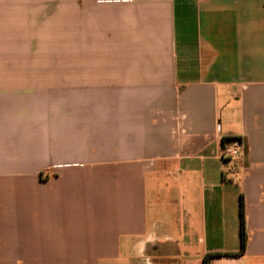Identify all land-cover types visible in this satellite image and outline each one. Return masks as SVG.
<instances>
[{"label": "crops", "instance_id": "0c3cea01", "mask_svg": "<svg viewBox=\"0 0 264 264\" xmlns=\"http://www.w3.org/2000/svg\"><path fill=\"white\" fill-rule=\"evenodd\" d=\"M240 200L210 264H264V0H0V264H202Z\"/></svg>", "mask_w": 264, "mask_h": 264}, {"label": "trees", "instance_id": "16d2710c", "mask_svg": "<svg viewBox=\"0 0 264 264\" xmlns=\"http://www.w3.org/2000/svg\"><path fill=\"white\" fill-rule=\"evenodd\" d=\"M232 139H222L221 143L224 144L226 141H230ZM239 215H240V250L237 253H211L205 255L202 260V264H210L211 259L215 257H222V256H237L243 254L245 250V226H244V210L242 200H240V207H239Z\"/></svg>", "mask_w": 264, "mask_h": 264}, {"label": "built area", "instance_id": "2783aa9c", "mask_svg": "<svg viewBox=\"0 0 264 264\" xmlns=\"http://www.w3.org/2000/svg\"><path fill=\"white\" fill-rule=\"evenodd\" d=\"M241 156V143L237 139L230 140L228 145L223 150V157L234 160Z\"/></svg>", "mask_w": 264, "mask_h": 264}, {"label": "rangeland", "instance_id": "374dc122", "mask_svg": "<svg viewBox=\"0 0 264 264\" xmlns=\"http://www.w3.org/2000/svg\"><path fill=\"white\" fill-rule=\"evenodd\" d=\"M204 257H205V256H204ZM204 257H203V258H204ZM203 258H202V260H203Z\"/></svg>", "mask_w": 264, "mask_h": 264}]
</instances>
